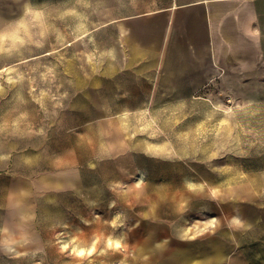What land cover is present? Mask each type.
<instances>
[{"label":"rangeland","instance_id":"obj_1","mask_svg":"<svg viewBox=\"0 0 264 264\" xmlns=\"http://www.w3.org/2000/svg\"><path fill=\"white\" fill-rule=\"evenodd\" d=\"M200 1L0 0V264H264V72L192 89Z\"/></svg>","mask_w":264,"mask_h":264},{"label":"crops","instance_id":"obj_2","mask_svg":"<svg viewBox=\"0 0 264 264\" xmlns=\"http://www.w3.org/2000/svg\"><path fill=\"white\" fill-rule=\"evenodd\" d=\"M190 10L202 15L205 51L211 63L204 67L198 57L192 64L184 62L178 73L188 74L190 69H201L203 73L201 80L189 77L193 90L223 72L240 77L264 72V0H209L208 4L200 1L191 8L186 6L185 15H189ZM173 18L174 15L169 16L168 20ZM196 45L192 43L186 48L193 52Z\"/></svg>","mask_w":264,"mask_h":264},{"label":"bare ground","instance_id":"obj_3","mask_svg":"<svg viewBox=\"0 0 264 264\" xmlns=\"http://www.w3.org/2000/svg\"><path fill=\"white\" fill-rule=\"evenodd\" d=\"M202 2L208 4L209 0H202ZM30 6L28 1H25L22 6H21V10L24 11V9L28 8ZM121 32L122 34H126V30L121 28ZM143 183V175L142 174H137L135 177V181H134V185L139 187L141 186ZM113 206V204L111 205ZM202 213H204L203 210H201ZM230 210H228L227 212H224L223 218H227L230 219ZM97 216V215H96ZM231 223L234 226H237L241 223V220L239 219V216L236 214L234 216L231 217L230 219ZM214 219H209V220H205V221H195V223L193 225H190V223L187 221L186 217H182L181 221L178 224L174 225L175 231L177 232L178 236L180 237L179 240L180 241H201V236L199 234V231H201L202 229H204L207 226H214L213 225ZM139 225V221L136 220L134 222L130 223L131 228H136ZM169 238L168 237H162L160 240L156 241L155 244L157 245H167L169 243ZM215 241V238L213 239L212 237L209 238V246H207V248H202L204 250V253L208 256V259L216 257L217 255H219L221 253V249H223L222 246H219L220 244L218 242L216 243H212ZM60 246L59 248L63 251L68 250V252H71V254H74L75 257H80L83 255H89L93 249V246H89L88 248H83V247H79L76 244H69V242L67 240H63V239H59L58 240ZM211 243V244H210ZM107 245L109 246H114V247H119L120 246V239L115 238H109L107 239L106 242ZM6 251L8 253H17L15 251V249L13 248L12 245H6ZM191 258H193L191 256V253H186L185 256L183 258H181V264L186 263L187 261L191 260ZM207 263L212 262V260H207ZM205 262V263H206Z\"/></svg>","mask_w":264,"mask_h":264}]
</instances>
